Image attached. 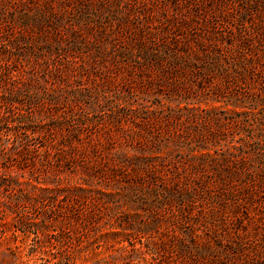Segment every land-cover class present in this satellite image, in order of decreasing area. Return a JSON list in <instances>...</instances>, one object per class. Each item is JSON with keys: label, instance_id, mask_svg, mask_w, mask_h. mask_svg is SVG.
Segmentation results:
<instances>
[{"label": "rangeland", "instance_id": "obj_1", "mask_svg": "<svg viewBox=\"0 0 264 264\" xmlns=\"http://www.w3.org/2000/svg\"><path fill=\"white\" fill-rule=\"evenodd\" d=\"M261 118L264 0H0V264H98L74 218L90 226L102 207L72 192L123 194L114 154L144 145L166 165L156 176L198 179L205 195L158 210L159 187L133 189L101 214L118 237L90 228L106 263L264 264V181L230 196L243 175L188 165L257 145L264 159Z\"/></svg>", "mask_w": 264, "mask_h": 264}, {"label": "trees", "instance_id": "obj_2", "mask_svg": "<svg viewBox=\"0 0 264 264\" xmlns=\"http://www.w3.org/2000/svg\"><path fill=\"white\" fill-rule=\"evenodd\" d=\"M37 29L43 27L42 23L35 24ZM180 56L173 57V63L176 65L180 60ZM177 66V65H176ZM178 68L184 69L182 66H177ZM176 67L172 66L171 73H175L179 75L181 72L177 73ZM175 69V70H173ZM174 71V72H173ZM184 71V70H183ZM208 119L203 117L200 120L202 128H204L207 124ZM254 127L258 128L262 132L264 131V120L263 118L256 120ZM202 130V129H201ZM208 137H202L200 135V140L202 143L200 144H207L206 140ZM205 146V145H204ZM204 146H199V149L202 150ZM149 146H143V148L134 149L131 152H128L126 149H120L117 153L114 154L115 159L113 160V170H110L112 173V180L113 181H120L127 183V188L124 193H117V192H100L102 197L92 196L90 194L89 187L90 185L86 182L78 183L75 186V190L72 192L71 198H73L72 204L76 206H80L83 204L84 199L87 201L88 204L92 205L93 207H102L103 210L114 211L119 209L122 204L127 201L131 200L132 190L136 189L138 186H145L146 188L159 187L162 195L156 198L155 200V208L158 210H162V208L171 206L173 203L176 204H188L193 203L194 201H199L202 198L201 195H205V187L197 180H193L189 176H182L181 178L179 175L175 174L174 177H166L163 176L160 178L156 176L155 171H160L166 165H160L159 162L156 163L155 159H159L162 161V157H160V150L157 148L154 151L149 150ZM262 146H256V149H246L241 152V154H233L230 150H227V153L221 154L219 157H213L212 155L198 151V154L195 155L194 153L191 154L189 157L188 165L191 167L194 172L205 170L207 168H214L216 171V175H218L219 180L223 183L224 177H229L230 179H237L241 178L243 175V181L240 180L239 184H231L229 183L228 189L230 192L225 190L226 193H230V196H234V188L237 185L241 188H251V186L258 185L259 182L264 181V159L262 152ZM195 151V150H194ZM264 151V150H263ZM159 154V155H158ZM194 160V161H192ZM260 165V166H257ZM101 172L102 167L99 168ZM164 169V168H163ZM90 171H93L90 169ZM160 175V176H161ZM103 176V175H102ZM85 185V186H83ZM226 184H224L225 186ZM104 196V198H103ZM68 198V197H67ZM229 199V198H227ZM237 200V198L235 199ZM72 214V211L70 213ZM96 216L95 220L90 223V226H85L87 216L85 219L78 218L74 221H78V224L82 223L84 226L85 233L81 237L78 236V246L83 244L81 248L82 251H86L90 256L97 257L98 264H108L104 261V257L101 256L105 251H109V246H107L106 238L103 234H90L91 227L93 230L98 229L99 227L104 226L105 224L109 228V237H118L119 232L116 231L118 227L120 228V224H111L109 220H106L104 224L100 221L104 217L102 215ZM74 216V215H73ZM102 223V224H101ZM63 239H65L63 237ZM60 238V240H63ZM191 239V238H190ZM115 250H111L109 255L113 256L111 252ZM111 253V254H110ZM42 262L46 261L41 258ZM55 261H62L60 258H56Z\"/></svg>", "mask_w": 264, "mask_h": 264}]
</instances>
